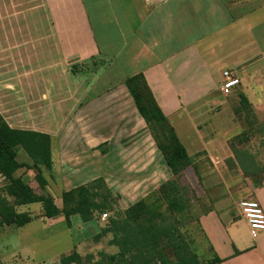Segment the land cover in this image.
<instances>
[{
  "label": "crops",
  "instance_id": "0c3cea01",
  "mask_svg": "<svg viewBox=\"0 0 264 264\" xmlns=\"http://www.w3.org/2000/svg\"><path fill=\"white\" fill-rule=\"evenodd\" d=\"M45 5L53 34L39 38V67H29L33 52L25 51L29 69L25 62L20 90L13 83L15 91L0 93V113L11 127L51 137L45 191L50 180L59 179L62 193L102 177L120 190L125 208L171 176L125 86L141 73L188 155L201 161L200 183L192 167L185 175L212 200L199 222L223 259L217 264H264V231L253 236L239 208L241 199H254L264 212V0ZM224 70L240 81L227 95L220 91ZM240 93L252 106L254 124L248 140L231 148L230 140L245 129L233 112ZM17 157L30 163L21 149ZM30 171L19 168L15 175L32 187ZM61 193L54 197L58 207ZM46 219L68 228L71 248L64 255L100 228L77 214L66 222L63 215Z\"/></svg>",
  "mask_w": 264,
  "mask_h": 264
},
{
  "label": "trees",
  "instance_id": "16d2710c",
  "mask_svg": "<svg viewBox=\"0 0 264 264\" xmlns=\"http://www.w3.org/2000/svg\"><path fill=\"white\" fill-rule=\"evenodd\" d=\"M125 86L135 107L145 122L155 146L160 151L171 176L143 197L125 208L119 205L115 193L102 177L64 190L61 206L47 193L45 176L53 165L49 134L11 127L0 113V230L6 226L22 227L35 217L18 207L41 204V217L63 215L66 220L77 214L86 222H99V231L88 241L98 243L107 238L114 252L98 251L82 255L76 249L60 258L59 264H217L221 259L214 252L200 225L201 215L212 209L207 191L200 193L185 175L192 167L201 181V161L188 155L173 125L159 107L143 74L129 76ZM245 129L230 140L231 148L243 145L252 132L253 111L246 96L238 95L233 108ZM23 150L30 163L19 161ZM19 168L31 169L41 193L28 184ZM248 174L249 172H246ZM106 217L101 219L102 214ZM237 251H235L236 253Z\"/></svg>",
  "mask_w": 264,
  "mask_h": 264
},
{
  "label": "rangeland",
  "instance_id": "374dc122",
  "mask_svg": "<svg viewBox=\"0 0 264 264\" xmlns=\"http://www.w3.org/2000/svg\"><path fill=\"white\" fill-rule=\"evenodd\" d=\"M46 1L0 0V93H7L8 89L15 91L13 83H16V90H20L19 78H22L24 74L25 62L27 67L29 64L23 55L25 51H29L31 48L33 52L32 66L29 64V67L33 71L39 67L38 60L34 55V52L39 49V38L53 34L45 10ZM46 44L48 48L54 49V44L49 42ZM33 173L31 170L30 174ZM52 174L54 177L57 175L55 170H52ZM48 175L46 174L47 177ZM32 180V187L36 192L41 193L34 176ZM2 182L3 179L0 177V184ZM50 182L51 195L53 198L59 199L63 189L62 186H59V179L50 180ZM126 189L128 192L133 190L130 187L123 188V190ZM112 190L119 193L118 201L125 205L120 190H115V188ZM134 196L129 195L128 198L131 199ZM18 210L28 211L35 218L22 227L7 226L2 229V232L0 231V264H58V256L64 255L71 248L68 228L64 223L51 225L52 221L41 217L40 203L21 206L18 207ZM100 250L114 252L116 248L109 246L107 238H104L98 243L90 242L87 239L77 249L82 255L92 252L95 257Z\"/></svg>",
  "mask_w": 264,
  "mask_h": 264
},
{
  "label": "built area",
  "instance_id": "2783aa9c",
  "mask_svg": "<svg viewBox=\"0 0 264 264\" xmlns=\"http://www.w3.org/2000/svg\"><path fill=\"white\" fill-rule=\"evenodd\" d=\"M145 3H157L163 0H143ZM223 81L220 86V91L227 95L230 93L231 89L239 85V78L234 75L231 70H224ZM239 208L241 214L246 219L251 234L256 236L261 231H264V212L260 204L254 199H241L239 201ZM106 214H102L101 218L104 219Z\"/></svg>",
  "mask_w": 264,
  "mask_h": 264
}]
</instances>
